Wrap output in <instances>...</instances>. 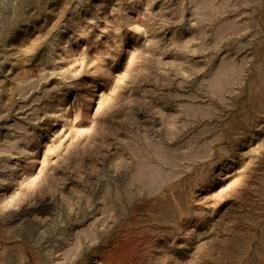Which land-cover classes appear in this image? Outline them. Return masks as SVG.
<instances>
[{"label": "rangeland", "instance_id": "374dc122", "mask_svg": "<svg viewBox=\"0 0 264 264\" xmlns=\"http://www.w3.org/2000/svg\"><path fill=\"white\" fill-rule=\"evenodd\" d=\"M0 264H264V0H0Z\"/></svg>", "mask_w": 264, "mask_h": 264}]
</instances>
